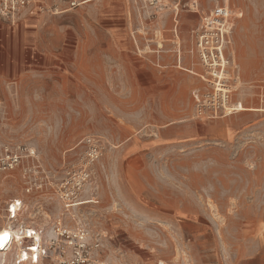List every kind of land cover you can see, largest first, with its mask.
<instances>
[{"label": "rangeland", "instance_id": "374dc122", "mask_svg": "<svg viewBox=\"0 0 264 264\" xmlns=\"http://www.w3.org/2000/svg\"><path fill=\"white\" fill-rule=\"evenodd\" d=\"M219 1L41 0L0 31V66L16 64L0 71V141L22 154L0 170L1 227L19 198L17 226L48 240L58 216L85 225L104 264H264V0H228L232 114L195 97L213 87L193 33ZM87 136L103 155L81 199L97 203L66 213L60 183Z\"/></svg>", "mask_w": 264, "mask_h": 264}, {"label": "built area", "instance_id": "2783aa9c", "mask_svg": "<svg viewBox=\"0 0 264 264\" xmlns=\"http://www.w3.org/2000/svg\"><path fill=\"white\" fill-rule=\"evenodd\" d=\"M92 0H55L57 5L63 3L67 11L86 4ZM154 3L158 0H152ZM40 0H0V18L15 24L32 13L33 8ZM160 2V1H159ZM197 6V5H196ZM233 10L227 0L219 1L212 10L202 16V21L194 30V52L205 68L209 81L213 87L212 96H204L197 92V101L209 102L215 109H227L230 106L231 81L238 70L232 67V58L228 54L232 34ZM200 106H206L201 104ZM84 153L82 164L68 170L66 177L60 183L61 202L66 213L76 214L79 209L88 203H97L94 199H81L82 191L90 179L92 165L103 155V144L95 136L84 139ZM22 162V154L17 147L0 141V170H11ZM84 192V191H83ZM93 200V201H92ZM90 201V202H89ZM11 218H14L12 205L8 207ZM73 220V219H72ZM21 237L22 250L16 255L15 264H104L96 254L100 247L98 241H91L90 230L83 225L69 229L65 217L55 222V236L46 240L44 230L35 225L15 226ZM13 240V238L11 239Z\"/></svg>", "mask_w": 264, "mask_h": 264}, {"label": "bare ground", "instance_id": "6f19581e", "mask_svg": "<svg viewBox=\"0 0 264 264\" xmlns=\"http://www.w3.org/2000/svg\"><path fill=\"white\" fill-rule=\"evenodd\" d=\"M41 1V0H40ZM161 0H158L155 3H158ZM160 6V5H159ZM59 12V11H58ZM56 12V13H58ZM243 108L242 103L241 102H235L234 104H232V106H228L227 108V114H232L235 112L240 111ZM4 179V178H3ZM12 205V208L14 209V218H11V215L9 213V210L7 208L8 211V224L2 225V227L0 228V250H4V251H9L12 249L13 245L19 247V252H21V248H22V242H21V237L19 236L18 232L16 231L15 227L13 226V224H15V226H17L16 222L18 220V216H20L21 212L26 211L28 208H26V204L24 203V201L22 199L19 198H15L13 200H11V202L9 203L8 207ZM38 213V211H37ZM36 213V214H37ZM49 214V213H48ZM34 215V214H33ZM46 215V214H45ZM32 216V213H31ZM36 216V215H35ZM47 216V215H46ZM49 216V215H48ZM33 217V216H32ZM4 218V217H3ZM62 217H56V220H61ZM18 223V222H17ZM6 224V223H5ZM21 225H28L26 223H21L19 226ZM55 224H53L52 227V231L49 229L48 233L51 235V237L55 236V229H54ZM83 226L82 224H76L73 228L75 227H80ZM52 233V234H51ZM13 238V240H11ZM49 238V239H50ZM15 249V248H14ZM13 249V250H14ZM3 254H6L7 252H1ZM13 253V252H12ZM11 253V254H12ZM11 259V258H10ZM7 262L6 259H2L0 264H5ZM12 263V262H11ZM104 263V262H101Z\"/></svg>", "mask_w": 264, "mask_h": 264}, {"label": "crops", "instance_id": "0c3cea01", "mask_svg": "<svg viewBox=\"0 0 264 264\" xmlns=\"http://www.w3.org/2000/svg\"><path fill=\"white\" fill-rule=\"evenodd\" d=\"M227 3L229 4V2H228V0H227ZM195 4L196 5H198V2L196 3L195 2ZM230 5V4H229ZM28 14H30V12H28L27 13V15ZM26 16V15H25ZM22 22H24L25 24H29V23H33V19L32 18H30V17H28L26 20H24V21H18L17 23H15V24H8V23H6L5 21H3V20H1L0 19V31L1 30H3V31H5V30H17V29H19V27H20V25L22 24ZM9 41H11V40H9ZM20 45L24 48V50H27V48H26V46L28 45L27 44V42H26V40L25 41H22L21 40V42H20ZM3 62L1 63V66H0V71L2 70V71H6V70H8V69H10L9 67L11 66V67H15L16 66V64H15V61H13V60H7V61H5V59L4 60H2ZM13 69V68H12ZM193 72H194V70H193ZM236 102H241L242 103V106H243V108L241 109V110H245V106L243 105V102L242 101H240V100H237ZM240 110V111H241Z\"/></svg>", "mask_w": 264, "mask_h": 264}]
</instances>
